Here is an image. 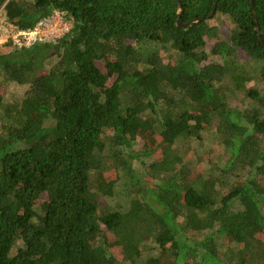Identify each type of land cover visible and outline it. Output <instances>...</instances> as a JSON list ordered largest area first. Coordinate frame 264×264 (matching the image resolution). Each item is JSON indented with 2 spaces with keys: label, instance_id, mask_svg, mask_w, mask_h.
I'll list each match as a JSON object with an SVG mask.
<instances>
[{
  "label": "trees",
  "instance_id": "trees-1",
  "mask_svg": "<svg viewBox=\"0 0 264 264\" xmlns=\"http://www.w3.org/2000/svg\"><path fill=\"white\" fill-rule=\"evenodd\" d=\"M1 10L74 27L0 47V264H264V0ZM9 82L27 86L17 103ZM122 179L128 203L109 206Z\"/></svg>",
  "mask_w": 264,
  "mask_h": 264
},
{
  "label": "built area",
  "instance_id": "built-area-1",
  "mask_svg": "<svg viewBox=\"0 0 264 264\" xmlns=\"http://www.w3.org/2000/svg\"><path fill=\"white\" fill-rule=\"evenodd\" d=\"M72 20L65 12L55 10L42 18L33 28H21L10 21L4 12L0 11V47L12 43L16 47H30L36 43H55L73 30Z\"/></svg>",
  "mask_w": 264,
  "mask_h": 264
},
{
  "label": "rangeland",
  "instance_id": "rangeland-1",
  "mask_svg": "<svg viewBox=\"0 0 264 264\" xmlns=\"http://www.w3.org/2000/svg\"><path fill=\"white\" fill-rule=\"evenodd\" d=\"M164 56H168V53H166ZM57 60L56 55H52L50 62H55ZM50 65H52L51 63H49ZM252 84H249V86H251ZM6 90V95H5V101L7 103H17L19 102L26 90H27V86L26 85H21L18 84L16 82H9L6 85V88L4 89ZM241 96L242 95H237V97L235 96L234 98L231 97V102H233V104H239L240 100H241ZM238 98L240 99L238 101ZM199 145V147L201 148L200 150L204 152V154H206L207 152L211 157L213 155H216L215 153H223L225 154L224 147L222 145H220L216 140H214L212 138V136L210 135H206V138H204L201 142L200 141H195V145ZM142 148V142L138 145H134L133 146V150H137V149H141ZM212 151V152H211ZM214 151V152H213ZM226 156V155H225ZM211 159V158H210ZM215 160L217 161V159L215 158ZM212 161V160H211ZM126 179H122L120 181L117 182V186H116V193L115 196L112 197L111 199H107L106 200V204H108L109 206L112 207H120V206H125L128 203V198L126 197L127 195H125V191L127 192L126 187L128 186L126 183ZM151 246H154L155 248V252H159L160 249L157 248L153 243H149Z\"/></svg>",
  "mask_w": 264,
  "mask_h": 264
},
{
  "label": "water",
  "instance_id": "water-1",
  "mask_svg": "<svg viewBox=\"0 0 264 264\" xmlns=\"http://www.w3.org/2000/svg\"><path fill=\"white\" fill-rule=\"evenodd\" d=\"M182 13H183V5L180 4V12H179L178 24H179L180 26H185L187 23H182V22H181V19H180ZM211 15L213 16V15H214V12H213ZM202 19H203V18H199L198 20H202ZM191 22H194V20L191 21ZM191 22H190V23H191ZM257 29H258V28H257Z\"/></svg>",
  "mask_w": 264,
  "mask_h": 264
}]
</instances>
